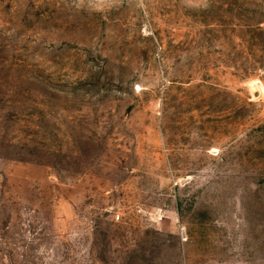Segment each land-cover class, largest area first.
Here are the masks:
<instances>
[{"label": "rangeland", "instance_id": "1", "mask_svg": "<svg viewBox=\"0 0 264 264\" xmlns=\"http://www.w3.org/2000/svg\"><path fill=\"white\" fill-rule=\"evenodd\" d=\"M0 264H264V0H0Z\"/></svg>", "mask_w": 264, "mask_h": 264}]
</instances>
